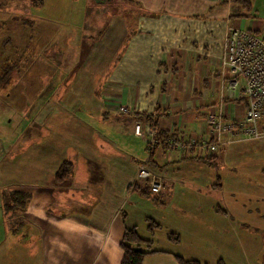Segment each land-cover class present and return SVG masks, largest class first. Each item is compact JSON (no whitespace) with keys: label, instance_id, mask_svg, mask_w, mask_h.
<instances>
[{"label":"crops","instance_id":"crops-1","mask_svg":"<svg viewBox=\"0 0 264 264\" xmlns=\"http://www.w3.org/2000/svg\"><path fill=\"white\" fill-rule=\"evenodd\" d=\"M0 4L5 2L1 0ZM131 6L137 22L133 23V34L115 67H108L98 76H106L102 88L96 90L98 79L94 86L93 95L101 105L99 115L111 110L120 114L116 109L119 104H106L111 105L107 91L120 90V104L125 103L130 109L133 128L139 121L143 127L150 124L157 133L166 132L185 141L193 134H207L206 115L211 110L231 119L244 112L246 98L242 88L230 96L220 76L224 27H239L264 39V0H251L249 11L231 0H135ZM22 19L24 25H34L25 24L28 18ZM120 23L122 33L125 30L120 41L116 43L111 36V27L94 44L101 42L115 54L128 26H132L122 18ZM110 62L111 58L108 66ZM150 74L149 80L144 79ZM135 112L141 116L135 118ZM87 132L84 129L82 134H74L81 138L71 140L79 143L78 149L86 155L84 160L90 171L101 179L99 183H85L91 194L95 193L88 207L59 214L49 209L66 199L80 203L68 185L74 171L70 159L65 158L73 164L71 173L63 181L54 179L58 166L50 180H13L10 164L19 162L24 150L15 159L8 158L0 164V264H120V239L124 229L133 226L141 237L152 242L157 231L163 233L162 246L152 247V243L150 249L157 251L146 255L143 264H178L176 255L202 264H215L218 260L226 264L249 262L247 254L239 256L233 237L239 232L252 237L257 235L250 231L258 235L264 232V192L248 177L264 175V139L235 137L212 155L211 163L198 159L201 155L196 149L186 153L158 146L152 155L153 164L148 167L160 177L162 186L157 193L143 195L140 191L145 185L134 184L141 161L126 157L125 163L133 162V171L130 166H122L118 155L98 148L101 135ZM64 141L56 135L41 146L50 147L46 158L54 161L51 157L64 151ZM1 152L0 147V155ZM116 169L121 177L113 174ZM11 191L29 193L30 199L24 210L4 213L3 197ZM248 191L254 195H247ZM148 218L160 225L155 232L147 229ZM168 233L178 234L179 241H170ZM256 252L257 246L250 253L253 263Z\"/></svg>","mask_w":264,"mask_h":264},{"label":"rangeland","instance_id":"rangeland-1","mask_svg":"<svg viewBox=\"0 0 264 264\" xmlns=\"http://www.w3.org/2000/svg\"><path fill=\"white\" fill-rule=\"evenodd\" d=\"M2 1L5 4L0 6V67L5 66L3 62L8 57H21L20 63L24 65H20L19 72H12L13 78L8 83L0 85V164L24 150L19 162L7 166L12 179L23 183L50 180L53 169L63 159H70L74 163V171L68 185L80 203L66 199L56 202L59 205L49 206V209L59 214L88 207L95 193L91 194L87 184L99 183L101 179L90 171L89 163L84 160L86 155L81 148L78 149L79 143L71 140L82 136L74 134L80 135L84 129L88 130L87 133L97 132L98 136L101 135L98 148L118 155L122 166H130L132 171L133 162L131 165L125 163L126 157L142 161L148 154L143 149L145 140L133 135L129 114H117L111 110L107 115H99L100 101L93 95L97 79H102L98 76L107 71L109 59L115 57L107 50V45L94 43L100 40L103 30L111 27V36L115 37L116 43L120 41L123 30L121 18L134 29L133 23H137L135 12H131L134 7L121 0H107L108 4L102 0L103 5L94 7H88V3L93 6V0H41L42 4L38 5L32 4L31 0ZM21 17L32 20L34 25H24L20 22ZM5 32L6 36H3ZM151 76H144V79L149 80ZM122 94L120 90H108L106 98L111 105L106 103L107 106L119 104L116 109L121 105L127 106L120 104ZM56 135L65 139V148L63 152L54 153L51 157L54 161H50L46 158L50 147L41 149V146ZM112 172L121 177L120 170ZM248 177L264 192L263 174ZM246 194L254 195L252 191ZM250 232L257 236L239 232L233 237L234 245L241 258L248 255L247 264H264V232L259 235ZM162 234L161 230L157 231L152 247L162 246ZM256 246L253 263L250 253Z\"/></svg>","mask_w":264,"mask_h":264},{"label":"built area","instance_id":"built-area-1","mask_svg":"<svg viewBox=\"0 0 264 264\" xmlns=\"http://www.w3.org/2000/svg\"><path fill=\"white\" fill-rule=\"evenodd\" d=\"M220 76L230 96L242 88L246 98L244 112L231 119L223 117L220 111L211 110L206 115L207 134H193L185 141L174 136L157 138L154 128L149 125L142 128L136 121L133 133L146 140L148 153L163 144L168 150L188 153L196 149L199 155L209 157L229 145L235 137L251 141L264 139V39L255 32L226 24L221 44ZM118 109L129 112L125 105ZM138 182L148 183L152 192L160 191L162 186L160 177L144 163L137 166L134 184Z\"/></svg>","mask_w":264,"mask_h":264},{"label":"trees","instance_id":"trees-1","mask_svg":"<svg viewBox=\"0 0 264 264\" xmlns=\"http://www.w3.org/2000/svg\"><path fill=\"white\" fill-rule=\"evenodd\" d=\"M121 1H125V2H129V3H133L135 0H121ZM233 3H238L241 4L242 8L245 11H249L251 9V0H231ZM106 4H108L107 0L105 1ZM32 4L38 5V4H42L41 0H31ZM87 2L85 1V6H87L86 4ZM98 5H103V1L102 0H93V6L88 3V7H94ZM1 5V4H0ZM3 5V4H2ZM248 12H246L243 15H247ZM24 19V18H23ZM33 24V21L28 19L25 20V24ZM133 28H131L130 26H128L127 28V34L125 35V38L123 40V42L121 43V45L119 46V48L117 49L116 53H115V57H113V59L111 60L110 64H109V68L110 70H112L116 63L120 60L127 42L129 41L130 37L133 34ZM104 33L103 32L100 33V39L102 37ZM19 57H15L13 59L10 60H6V62L4 63L5 66H3V68L0 67V85H4L6 83L9 82V80L12 77V71H18L21 66L20 65H24L23 62L20 63L22 60L21 57L20 59H18ZM23 67V66H22ZM106 78V76H104L102 78V80L98 79V81L100 82L101 85H99V87L96 89L97 91H99L103 85V80ZM129 112L130 109H129ZM129 112H120L119 113H123V114H128ZM132 115H134L135 118L139 117V115L141 116V114L139 112H135L134 114L132 113ZM144 117L149 118L150 115L149 114H144ZM150 127H152L149 124ZM142 128H146L141 126ZM153 128V127H152ZM156 132V137L160 138V139H166L169 136H173L172 134H168L166 132ZM144 139V138H143ZM145 140V139H144ZM158 146H162L164 147L167 151V147L163 144H160ZM156 146V148L158 147ZM155 148V149H156ZM145 149L148 153V144L145 140ZM154 149V151H155ZM153 151V152H154ZM153 152L148 153L147 154V158L144 161L139 162L144 163L146 166L153 164L152 161V155ZM197 158V157H196ZM206 163H211V160L213 159L212 156L209 157H205V156H201L200 158ZM73 164L68 161V160H63L57 167L56 171L54 172V179L56 181H63L70 173H71V169H72ZM262 172L264 173V163H263V167H262ZM145 188L140 191L141 194L143 195H150L149 193H151V190L148 188V183H145ZM30 199V194L26 193V192H21V191H11L5 194V196L3 197V202H2V210L4 213H9V212H13V210H24L28 201ZM160 225L155 222L154 220L148 218L147 219V229L150 232H153L155 229L159 228ZM167 238L172 241V242H178L179 241V236L178 234L175 233H168ZM151 244L152 241L150 239H145L143 237H141V235L138 233L137 228L135 226L133 227H127L124 229L122 237L120 239L119 242V247L122 250V258L120 261V264H143V259L146 255H149L153 252H156L157 250H153L150 249L151 248ZM176 261L178 264H202L200 261L196 260V259H186L183 258L181 256L176 255L175 256ZM216 264H224L222 262V260H218L216 262Z\"/></svg>","mask_w":264,"mask_h":264}]
</instances>
